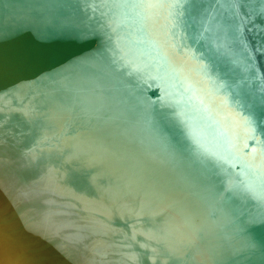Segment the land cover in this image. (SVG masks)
<instances>
[{
	"label": "water",
	"instance_id": "obj_1",
	"mask_svg": "<svg viewBox=\"0 0 264 264\" xmlns=\"http://www.w3.org/2000/svg\"><path fill=\"white\" fill-rule=\"evenodd\" d=\"M0 35L1 80L23 76L43 105L71 107L193 198L194 245L169 233V209L117 227L148 264H199L195 248L202 264H264V0H0ZM76 141L58 153L75 179L139 207L106 149Z\"/></svg>",
	"mask_w": 264,
	"mask_h": 264
},
{
	"label": "bare ground",
	"instance_id": "obj_2",
	"mask_svg": "<svg viewBox=\"0 0 264 264\" xmlns=\"http://www.w3.org/2000/svg\"><path fill=\"white\" fill-rule=\"evenodd\" d=\"M5 73L6 80L0 78V155L3 156L0 163L7 169H0V264H148L134 246L132 235L117 227L126 220L153 219L166 209H169L166 216L170 215L176 223L169 233L176 241L194 243L196 230L205 223L193 198L174 194L150 175L143 163L115 137L73 118L71 107H62L53 100L57 109L43 105L31 94L23 76L8 70ZM35 78L45 80L44 75ZM8 79L18 86L8 84ZM44 86L50 90L48 84ZM78 139L85 140L80 144L85 150L89 149L88 141L106 149L111 160V165L104 164L106 171L113 170L131 183L134 194L138 192L139 207L131 211L121 209L123 203L118 195L86 173L79 174L86 183L75 179L70 165L58 153L66 152L70 143L77 144ZM98 155L104 157L103 153ZM73 166L81 170L78 164ZM30 194L40 195L34 200L39 215H35L37 218L32 223L24 220L30 210L24 218L22 213L17 218L19 202ZM103 199L113 202L117 209H111ZM34 230H39V235L35 233L39 240L48 231L56 237L41 247L44 234L41 243L38 239L35 242L36 247H26L34 243ZM29 235L33 237L31 244ZM206 240L210 245L207 237ZM64 242L66 246L59 245ZM189 254L202 264L196 248L190 249Z\"/></svg>",
	"mask_w": 264,
	"mask_h": 264
},
{
	"label": "rangeland",
	"instance_id": "obj_3",
	"mask_svg": "<svg viewBox=\"0 0 264 264\" xmlns=\"http://www.w3.org/2000/svg\"><path fill=\"white\" fill-rule=\"evenodd\" d=\"M0 160L1 159H3V156L2 155H0ZM0 169L2 170V171H7V169L5 168V167H3V165H1V163H0ZM31 196V197H30ZM40 195L39 194H30V195H28L25 199H23V200H21L19 203V209H18V213H17V218H20L21 216L20 215H22V214H24V215H22V217L24 216L25 217V215L27 214V212L30 210V212L29 213H31L32 212V209H34L33 211V213H31V214H27L26 215V217L25 218H27V219H24L25 221H27V222H29V223H32L37 217H38V211H37V209H36V207H34V204H35V202H34V200L35 199H37L38 197H39ZM37 197V198H36ZM30 199V201L28 202V200ZM25 201H26V204H25ZM23 202V203H22ZM24 205V206H23ZM20 206H21V208H20ZM39 209V208H38ZM28 210V211H27ZM26 212V213H25ZM22 213V214H21ZM38 214V215H37ZM35 215L37 216V217H35ZM18 216H20V217H18ZM30 216V217H29ZM23 217V218H24ZM29 217V218H28ZM34 217V218H33ZM35 231V230H34ZM33 233V232H32ZM35 233H38L37 235H39V230H36L33 234H34V237L35 236H37ZM50 233H52L51 234V236H48V235H50ZM40 234H42L41 232H40ZM45 234V235H44ZM54 233L52 232V231H48V232H46V233H43L41 236H43L44 235V237H42L43 239H42V243H41V236H40V240H39V238H37V237H35V238H33L32 237V235H29V237H28V239L30 240V244H31V242L33 243V239H35L34 240V243L33 244H31V245H29L28 243V245L26 246V247H31V246H34V247H36V243L35 242H39L40 241V245H41V247H42V244H43V246L46 244V243H48V242H50L51 240H53L52 238L54 237H56V234L55 235H53ZM31 236V237H30ZM39 237V236H38ZM63 237V236H62ZM31 238V239H30ZM33 238V239H32ZM47 240H46V239ZM37 239L39 240V241H37ZM65 239V238H64ZM45 240H46V242H45ZM68 240V239H67ZM40 245H37V247H39ZM59 245H63V246H66V242H64V243H60ZM65 250V249H64ZM64 250L63 251H61V253L62 252H64ZM51 256V255H50Z\"/></svg>",
	"mask_w": 264,
	"mask_h": 264
},
{
	"label": "snow or ice",
	"instance_id": "obj_4",
	"mask_svg": "<svg viewBox=\"0 0 264 264\" xmlns=\"http://www.w3.org/2000/svg\"><path fill=\"white\" fill-rule=\"evenodd\" d=\"M2 38H3L2 35H0V39H2ZM83 39L87 40V37L85 36V37H83Z\"/></svg>",
	"mask_w": 264,
	"mask_h": 264
}]
</instances>
